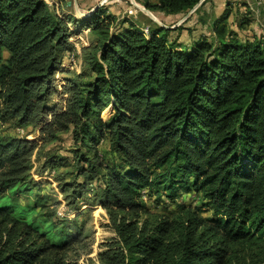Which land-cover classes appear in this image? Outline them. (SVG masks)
<instances>
[{
	"label": "trees",
	"instance_id": "1",
	"mask_svg": "<svg viewBox=\"0 0 264 264\" xmlns=\"http://www.w3.org/2000/svg\"><path fill=\"white\" fill-rule=\"evenodd\" d=\"M201 1L146 7L176 16ZM229 16L215 21V42L188 47L105 8L79 20L46 0H0V126L42 142L0 133V264H79L93 253L92 229L53 220L62 203L41 195L52 173L67 206L107 212L115 237L99 264H264V42L241 39ZM81 30L79 55L70 40ZM71 55L80 73L62 69ZM63 134L73 163L43 155ZM68 166L69 182L58 173Z\"/></svg>",
	"mask_w": 264,
	"mask_h": 264
},
{
	"label": "rangeland",
	"instance_id": "2",
	"mask_svg": "<svg viewBox=\"0 0 264 264\" xmlns=\"http://www.w3.org/2000/svg\"><path fill=\"white\" fill-rule=\"evenodd\" d=\"M51 6L55 5L60 14L66 16H72L79 20L86 19L90 16L92 11L98 8L107 9L110 15H114L119 21L129 19L137 23L142 28H149L154 30L156 26L167 27L171 30L169 37L172 41H178L179 43L191 46V44L200 38L209 39L211 42L216 41L213 25L224 13H230L227 27L236 31L241 39L243 40H261L264 42V0H211L200 13L190 12L189 14H182L176 16H170L161 12H152L147 9L146 5L155 4L157 0H46ZM146 11H145V10ZM152 15V17H151ZM249 19V24L245 28L240 29L239 24L242 20ZM243 20V21H244ZM74 29V26H70ZM83 39L88 43L87 30H81ZM81 55V49L78 51ZM76 73L81 72V60L75 58ZM64 79L65 75L60 76ZM58 89L62 91L65 85L63 80L58 84ZM57 101L58 98L56 97ZM0 133L3 135H9L13 137H26L29 141L39 142V134L32 133L31 128H25L18 130L13 123L7 124L4 127L0 126ZM39 146L42 142L38 143ZM106 145H102V151L105 152ZM74 148V142L70 134H63L55 143L44 148L43 155H54L60 156L64 159H68L70 163L74 161V155L72 150ZM109 153V150H107ZM72 165V164H71ZM58 173H63V179L67 182L73 181L75 174L73 173V167L60 168ZM51 183L50 181H46ZM82 182V179H79ZM52 186L44 187V191L41 195L49 196L51 203H58L59 201L63 204L65 202L64 194H61L59 184L51 183ZM36 200V196L32 195L30 199H22L20 206L26 207L29 201ZM192 203L191 197L186 201ZM67 203V202H66ZM65 203V205H66ZM61 204V205H62ZM58 206L59 209L62 206ZM68 205V204H67ZM68 212L70 213L69 221L82 225L85 224L86 229H92L93 232V253L91 255H83L79 261V264H99L98 254L102 252L101 245L115 237L114 232L108 227L109 217L105 210L90 207L86 205L84 201L79 202L76 206H67ZM199 205V203H198ZM76 207H80V212H76ZM59 209L57 211H59ZM42 212V216L44 215ZM77 213L79 216L77 217ZM210 214H205L208 216ZM42 219V218H39ZM62 217L57 216L53 218L57 223H61ZM61 229L63 227H69L68 223L58 225ZM91 232V233H92Z\"/></svg>",
	"mask_w": 264,
	"mask_h": 264
},
{
	"label": "built area",
	"instance_id": "3",
	"mask_svg": "<svg viewBox=\"0 0 264 264\" xmlns=\"http://www.w3.org/2000/svg\"><path fill=\"white\" fill-rule=\"evenodd\" d=\"M145 35L149 34V29L148 28H143L142 29ZM89 32V31H88ZM85 38L87 39V37L85 36ZM70 42L74 45L75 49H76V53L78 54V51L81 49V47L83 46H87L88 43H86V41L83 39L82 34L79 35L76 38H72L70 40ZM75 55H71L69 57V59L66 60V62L63 63L62 65V69L66 70V71H75L78 68H76V63H75ZM79 72V71H77ZM62 73L58 72L56 75V81L59 84L63 79H61ZM53 177H54V173L50 174H46V177L44 178L47 181H50L51 183H53ZM144 199H146V197H144ZM62 208L59 209L58 211V216L62 217V218H70V213L68 212V209L65 205V202H63V204L61 205ZM94 208H98L100 210H102L101 207H94Z\"/></svg>",
	"mask_w": 264,
	"mask_h": 264
},
{
	"label": "water",
	"instance_id": "4",
	"mask_svg": "<svg viewBox=\"0 0 264 264\" xmlns=\"http://www.w3.org/2000/svg\"><path fill=\"white\" fill-rule=\"evenodd\" d=\"M207 0H202L201 1V3L199 4V5H197L196 7H195V9L192 11V12H196L197 11V9H199L205 2H206ZM99 9V8H98ZM98 9H95V11H92L91 12V14H90V16L91 15H93L94 13H96L97 11H98ZM145 10V9H144ZM146 11V10H145ZM151 17H152V15H151ZM164 28H167V27H164Z\"/></svg>",
	"mask_w": 264,
	"mask_h": 264
}]
</instances>
